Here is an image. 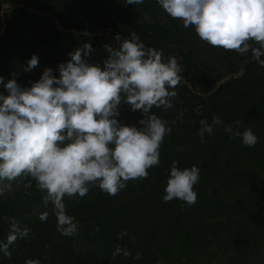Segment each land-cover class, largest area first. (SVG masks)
Returning a JSON list of instances; mask_svg holds the SVG:
<instances>
[{"label": "trees", "instance_id": "1", "mask_svg": "<svg viewBox=\"0 0 264 264\" xmlns=\"http://www.w3.org/2000/svg\"><path fill=\"white\" fill-rule=\"evenodd\" d=\"M132 32L146 47L163 50L165 62L175 56L183 68L174 107L153 109L172 127L160 148L159 165L148 170V178L127 182L116 196L93 187L83 198L65 197L66 213L78 222L73 236L57 231L53 205H44L46 193L34 180L12 181L10 193L0 194V242H7L12 220L20 230L31 231L10 245L11 258L0 252V264L28 259L41 264H264V67L250 52L210 46L194 28L170 18L157 0L138 5L126 0H0V77L5 84L15 78L21 87H31L45 69L59 78V65L85 43L93 48L89 62L103 67L104 45L116 47L115 36L130 38ZM33 55L39 57L38 67L24 72ZM0 94L8 95L4 85ZM120 112L122 124L141 127L142 112L123 104ZM213 114L223 124L201 143L200 121L211 124ZM228 124L233 131L251 129L257 144L248 147L240 138L230 139L224 130ZM173 161L181 170L200 169L192 206L162 199ZM24 179L26 192L17 185ZM45 211L48 219L42 222ZM117 247L122 251L114 255Z\"/></svg>", "mask_w": 264, "mask_h": 264}, {"label": "clouds", "instance_id": "2", "mask_svg": "<svg viewBox=\"0 0 264 264\" xmlns=\"http://www.w3.org/2000/svg\"><path fill=\"white\" fill-rule=\"evenodd\" d=\"M143 2L126 0L128 5ZM157 4L183 27L194 28L203 42L240 55L250 52L264 67V0H157ZM115 41L116 47L104 45L108 55L103 67L89 62L93 48L85 43L69 53L66 64L59 65V78L52 69H45L39 81L21 87L15 78L5 84L0 77V85L8 92L7 96L0 94V181L7 180L10 187L20 177L34 180L46 193L44 205H53L57 231L64 236H73L78 230V222L66 213L65 197L83 198L93 187L116 196L127 182L148 178V170L160 163L165 137L172 132L169 121L153 109L174 107L175 89L183 79L178 59L169 56L165 62L163 50L146 47L135 32L130 38L117 35ZM38 65L39 57L33 55L23 70L31 72ZM122 104L142 112L141 127L119 121ZM182 117L183 112L181 122ZM222 124L216 114L211 124L201 120V143L214 126ZM235 124L239 126L240 121ZM224 130L245 146L254 147L258 142L251 129L233 131L228 124ZM178 163L173 161L162 199L192 206L198 198L194 187L200 169L181 170ZM48 215L45 211L39 219L46 222ZM30 231L20 230L12 220L0 252L11 258L10 245ZM121 251L117 247L114 255ZM25 264L41 262L28 259Z\"/></svg>", "mask_w": 264, "mask_h": 264}, {"label": "rangeland", "instance_id": "3", "mask_svg": "<svg viewBox=\"0 0 264 264\" xmlns=\"http://www.w3.org/2000/svg\"><path fill=\"white\" fill-rule=\"evenodd\" d=\"M8 7L9 6H5L4 9H7ZM157 20H159L160 22L165 21L164 18H158V17H157ZM18 184L21 186V188L24 189L23 192H26L25 190L29 187V184H28L27 180H25V179L18 181L17 185ZM9 193L10 192L8 191V185L7 184L0 185V194H1V196H7Z\"/></svg>", "mask_w": 264, "mask_h": 264}]
</instances>
